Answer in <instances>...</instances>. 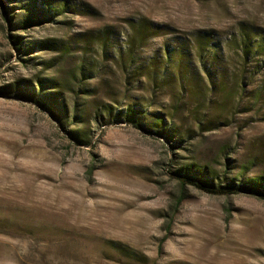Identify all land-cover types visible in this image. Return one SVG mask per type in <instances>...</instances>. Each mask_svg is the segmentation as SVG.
I'll use <instances>...</instances> for the list:
<instances>
[{
  "label": "rangeland",
  "instance_id": "1",
  "mask_svg": "<svg viewBox=\"0 0 264 264\" xmlns=\"http://www.w3.org/2000/svg\"><path fill=\"white\" fill-rule=\"evenodd\" d=\"M243 35L264 0H0V264H264Z\"/></svg>",
  "mask_w": 264,
  "mask_h": 264
},
{
  "label": "trees",
  "instance_id": "2",
  "mask_svg": "<svg viewBox=\"0 0 264 264\" xmlns=\"http://www.w3.org/2000/svg\"><path fill=\"white\" fill-rule=\"evenodd\" d=\"M147 27L148 26L145 24L143 25V23H140V25H138L137 28L134 27V30H135V36H134L135 39L134 40H138V38L141 40H144V31L143 30H144V28H147ZM158 28L161 29L162 28L161 25H160V27L158 26ZM204 36H206V35H200L197 38V42L199 43V45L203 51L205 50V48L203 47V43H207ZM139 44L142 46L143 41H142V43L140 42ZM238 44L239 45L242 44V48H243L242 51L244 53V57L254 56L258 52L264 53V36H261L258 39L257 45H255L253 39H251L248 35H243L242 39L240 40V42ZM183 56H184V54H183ZM183 59L184 58H182L181 54L180 55L177 54L176 60L178 62H182ZM169 61L171 62V59ZM172 67L174 68V70H176L177 67L179 68L180 66L175 63V67L174 66H172ZM179 182L181 185L191 184V185L199 188L200 190L205 191L207 193H211V194H228V193H233L236 191V189H238L237 186H235V187L230 186V185L222 186L220 184L215 185L212 181L204 182V181L199 180L198 178L188 176V175L180 176ZM254 191L256 192L257 196L264 199V189L256 188Z\"/></svg>",
  "mask_w": 264,
  "mask_h": 264
}]
</instances>
